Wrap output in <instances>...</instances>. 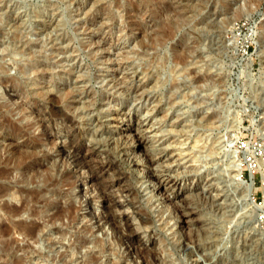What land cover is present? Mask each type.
I'll return each instance as SVG.
<instances>
[{
	"label": "rangeland",
	"instance_id": "obj_1",
	"mask_svg": "<svg viewBox=\"0 0 264 264\" xmlns=\"http://www.w3.org/2000/svg\"><path fill=\"white\" fill-rule=\"evenodd\" d=\"M231 24L232 34L226 32ZM241 44L247 55L240 53ZM0 67V78L22 84L21 90L0 89V264H264V211L243 207L226 178L238 165L255 185V205L264 203V0H0ZM43 68L45 76L39 77L35 70ZM37 84L52 88L54 98L44 89L41 95L48 99H40ZM70 92L79 110L64 105L62 97ZM35 102L42 111L32 120L39 125L28 127L11 110L34 108ZM49 110L81 119L85 138L95 137L87 139L90 146L107 138L97 124L114 112L142 121L150 151L164 156L159 172L190 185L171 193L188 229L180 233L170 219L173 212L148 198L122 160L111 156L112 165L107 164L108 153H88L95 186L84 168L64 170L57 157L59 151L71 154L64 126L47 124L50 145L40 136ZM163 145H170L169 157ZM72 146L85 153L88 144ZM248 147L260 161L253 169H247ZM38 163L41 181H33L30 171ZM67 171L73 180L83 175L72 191L64 184ZM204 190L220 194L219 201ZM47 200L58 208L46 209ZM68 203L74 206V222L68 225L63 213L50 219ZM92 235L119 243L120 255L107 250L99 255L87 243ZM78 238L84 246L70 260Z\"/></svg>",
	"mask_w": 264,
	"mask_h": 264
},
{
	"label": "bare ground",
	"instance_id": "obj_2",
	"mask_svg": "<svg viewBox=\"0 0 264 264\" xmlns=\"http://www.w3.org/2000/svg\"><path fill=\"white\" fill-rule=\"evenodd\" d=\"M131 11V10H130ZM127 14V13H126ZM45 21V20H44ZM43 23V22H42ZM47 23V22H46ZM14 25V24H13ZM232 25V24H231ZM230 25V27H227L228 29L226 30V32H230L231 34L234 32V25H232L231 26ZM48 26V25H47ZM53 26V25H52ZM14 27V26H13ZM46 28V27H45ZM51 28V27H50ZM253 34V33H252ZM255 34V33H254ZM168 36V35H167ZM166 36V37H167ZM250 38V37H249ZM247 39H248V37L247 36H245V38H244V40H245V42H247ZM232 42H233V40H232ZM244 42V41H243ZM234 44V43H233ZM237 44H238V42H237ZM232 45V44H231ZM235 46L234 47H236V43L234 44ZM241 45H243V44H241ZM30 46V45H29ZM233 47V48H234ZM28 48V47H27ZM237 48V47H236ZM236 48H234V49H236ZM238 48H239V44H238ZM4 50V49H3ZM24 51V50H23ZM30 51V50H29ZM99 51V50H98ZM33 52V51H32ZM64 53V52H63ZM96 53H97V50H96ZM187 53V52H186ZM182 54H183V51H182ZM189 54V53H188ZM190 54H191V52H190ZM29 55H31V54H29ZM180 56V55H179ZM187 56H189V55H187ZM34 57V56H33ZM176 57V56H175ZM178 57V56H177ZM180 57H182V56H180ZM184 57V56H183ZM184 59V58H183ZM182 59V60H183ZM179 60V59H178ZM249 61V60H248ZM35 62V61H34ZM34 64V63H33ZM47 64V63H46ZM16 65V64H15ZM36 65V64H35ZM17 66V65H16ZM37 66H38V64H37ZM45 66V65H44ZM41 67V66H40ZM47 65L45 66V69H47ZM248 67H249V64H248ZM39 69V68H38ZM24 70V69H23ZM70 70V69H69ZM68 70V71H69ZM3 71V69L0 67V72H2ZM44 71V68H43V70L41 71V72H39L38 70H35V72L37 73V75L39 76V77H43V76H45L42 72ZM46 71V70H45ZM144 72V71H143ZM68 73V72H67ZM119 73V72H118ZM122 73V72H121ZM206 74V73H205ZM67 75H69V74H67ZM81 74H80V76H79V78H81ZM77 77V76H76ZM3 78V77H2ZM2 78H0V89H3V92H5L4 90V88H6L7 86H9V88L11 89V88H19L18 86L19 85H21L22 86V84H18V80L17 79H13V78H11V79H2ZM7 78V77H6ZM10 78V77H9ZM36 78V77H35ZM78 78V77H77ZM125 78H126V76H125ZM131 78H132V76H131ZM207 78V77H206ZM40 79V78H39ZM133 79V78H132ZM138 79V78H137ZM112 80H113V78H112ZM35 81H38V80H35ZM137 81V80H136ZM20 82H21V80H20ZM39 82V81H38ZM109 82V81H108ZM114 82H116V81H114ZM123 82V81H122ZM120 83V82H119ZM119 83H118V85H119ZM47 84V83H46ZM116 84V83H115ZM36 85V84H35ZM34 85V86H35ZM20 86V87H21ZM37 86H38V84H37ZM53 86V85H52ZM111 87V86H110ZM113 87V86H112ZM115 87V86H114ZM141 88V87H140ZM139 88V89H140ZM20 90L22 89V88H19ZM31 89V88H30ZM38 90V95L40 96H38L40 99H41V96L43 97V98H45L46 96L45 95H47L49 98H50V100H52L53 98H54V96H55V94H54V92H53V89L51 88L50 89V87H48V86H45V87H43V85H42V87H39L38 86V88H37ZM44 89H46V91L44 90ZM141 89H143V87L141 88ZM141 89H140V91H141ZM146 89V88H145ZM23 90H25V89H23ZM40 90V91H39ZM42 90V91H41ZM43 90L45 91L44 93H46L45 95H41V94H44L43 93ZM36 91V90H35ZM35 91H33V92H35ZM36 91V92H37ZM22 92V91H21ZM29 92V91H28ZM68 92V91H67ZM80 92V91H79ZM1 93V92H0ZM24 93H26L25 91H24ZM123 93H124V91H123ZM142 93V92H141ZM2 94V93H1ZM67 94V93H66ZM75 93H68L67 95H65V97H62V96H64V95H62L61 97L63 98V100L62 101H64V105L66 106V108L67 109H69L70 107H72V108H74V110L75 109H77V110H79V105L78 104H75L74 102H75V98H76V96L74 95ZM86 94V93H85ZM20 95V94H19ZM31 95H33V94H31ZM34 95H36V94H34ZM79 96V95H78ZM130 96V95H129ZM136 96V95H135ZM142 96V95H141ZM126 98H128V97H126ZM130 98V97H129ZM45 99H48L47 97L45 98ZM37 100V99H36ZM79 100V99H78ZM39 101V100H38ZM81 101V100H80ZM80 101H78L79 102V104H82V103H80ZM84 101V100H83ZM82 101V102H83ZM86 101V100H85ZM84 101V102H85ZM93 102V101H92ZM95 103V102H94ZM34 104V103H33ZM76 105V107H74ZM78 105V106H77ZM34 108H32L31 106V108H21L19 105L18 106H15L14 108H12V110L11 111H15V113L17 112V114H21L22 116V118L21 119H23L26 123L28 122V124H27V126L29 125V123H30V125L33 127V126H37V125H39L38 124V122L35 120V121H33L32 120V117H33V115L36 113V112H40V111H42V110H40V111H37V109H39V108H41V107H39L40 105H37V103L35 102V104H34ZM82 108V109H81ZM83 108H84V106H83V104H82V106L80 107V109L81 110H83ZM85 109V108H84ZM87 109H88V107H87ZM206 109V108H205ZM27 110H29L28 112H27ZM50 111V115L49 116H51V117H49V118H47L46 117V115H44L47 119H48V121L47 122H45L44 120H43V125H40L41 126V133H40V136H44L46 139H45V143L46 144H48V145H50L51 143H52V139L51 138H49L48 136L46 137V135H45V132H47L46 130H48L49 129V127L47 126V124L49 125L52 121H58V122H60V124H62L63 126H64V133H66L65 135H67V137H68V141H69V150L71 151V154H69V152H68V154L66 153V155L64 154V152H61V151H59V153H58V159L60 160V163H61V166H63V169L65 170V168H66V166H68L69 167V165H73V166H75L77 169H85L89 174L88 175H90L89 176V181H88V183L90 184V185H92V186H95V181H97L96 180V174H94V171L90 168V166L88 165L89 163H87V159H88V157H89V155H88V153L89 152H91V151H94V153L95 152H98V153H100V152H105V153H108L110 156H108L109 157V162L107 163V164H110V165H112V162H111V159H110V157L112 156L113 158H115V159H120V160H122L124 163H125V165H126V167H127V173L129 174V176L131 177V178H133L135 181H136V183H139L140 184V186L145 190V191H147L146 192V194L148 193L149 194V196L150 197H148V198H151V197H153L154 198V200L160 205V206H162L163 208H165L166 210H170V211H172L173 213L171 214V218L170 219H172L173 218V220H175V222L174 223H176V225L178 226V229L180 230V233L182 232V234L184 233V230L186 229L185 228V219H187V218H185V216L184 215H182V217L178 214V212H177V207L175 208V205H174V198H173V196L174 195H172L171 196V193L172 192H175V191H180V192H185V191H188L189 189H190V185H188V186H185L186 184H182V183H178V181L176 182V181H171V180H168L167 178H164L165 176L164 175H162L160 172H159V170H158V168H159V166L161 165V163H159L158 164V162L161 160V159H163V157L161 156L160 158H157V154L156 155H154L155 153H153L152 154V152L150 151L151 150V147H150V143L148 144V142H150V138H149V136H148V138L149 139H147V140H149V141H146V134H144V132L146 131L145 129H143V123H142V121H140V120H137V119H135V118H131L132 116L129 114V113H126L125 111L123 112V111H117V112H114V113H112L111 115H110V117L107 119L105 116V118L107 119V120H105V121H103L102 119V121L103 122H100V124H97V126L99 125H101V127L102 128H104V130H105V132L104 133H106V135L105 136H107V138H105V136H104V141H99V140H102V135H101V139H97V141H99V143L97 142V144H93V145H91L90 146V144H89V142L90 141H92V139L93 138H95L94 136H93V138L91 139V137H90V139L89 138H87V139H89L90 141H88L85 137H86V135L85 134H83V129L84 128H82L81 126H83V125H81V122H78V121H80L79 119H78V121H77V116H74V115H69V114H66V113H64V112H54L53 110H52V112H51V110H49ZM48 111V112H49ZM71 111V110H70ZM78 112V111H77ZM76 112V113H77ZM81 112V111H80ZM83 112V111H82ZM112 112V111H111ZM205 112V111H204ZM203 112V113H204ZM45 113V112H44ZM48 114V113H47ZM74 114V113H73ZM83 114V113H82ZM108 114V113H107ZM148 114V113H147ZM211 114V113H210ZM76 115V114H75ZM78 115V114H77ZM85 115V114H84ZM87 115V114H86ZM149 115V114H148ZM161 115V114H160ZM205 115V114H204ZM37 116V115H36ZM35 116V117H36ZM131 116V117H130ZM142 116V115H141ZM145 116H146V114H145ZM209 116H211V115H209ZM34 117V118H35ZM101 117V116H100ZM46 118H44V119H46ZM52 118V120H50ZM79 118H81L80 116H79ZM82 118H84V117H82ZM102 118V117H101ZM201 118H203V116L201 117ZM85 119V118H84ZM95 119H97V118H95ZM104 119V118H103ZM213 119V118H212ZM147 120V119H146ZM204 120H205V118H204ZM206 120H208V119H206ZM205 120V122H207ZM86 121V120H85ZM97 121V120H96ZM95 121V122H96ZM203 121V120H202ZM201 121V122H202ZM88 122V121H87ZM90 122H92V121H90ZM145 122V121H144ZM200 122V123H201ZM40 123V122H39ZM46 123V124H45ZM97 123V122H96ZM152 123V122H151ZM153 123H155V122H153ZM150 124V123H149ZM202 124V123H201ZM205 124V123H204ZM29 125V126H30ZM51 125V124H50ZM49 125V126H50ZM93 125H94V123H93ZM212 125V124H211ZM28 126V127H29ZM30 126V127H31ZM85 126V125H84ZM88 126V125H87ZM209 126V125H208ZM48 127V128H47ZM100 127V128H101ZM149 127V126H148ZM156 127V126H155ZM207 127V126H206ZM211 127V126H210ZM91 128V127H90ZM212 128V127H211ZM151 129V128H150ZM85 130V129H84ZM96 130V129H95ZM145 130V131H144ZM153 130V129H152ZM212 130V129H211ZM49 131H50V129H49ZM93 131V130H92ZM91 131V132H92ZM148 131H149V129H148ZM170 131V130H169ZM171 131H172V129H171ZM88 132V131H87ZM154 132V131H153ZM152 132V133H153ZM93 133H94V131H93ZM96 133V132H95ZM101 132H99V134H100ZM178 133V132H177ZM98 134V133H97ZM48 135H49V133H48ZM150 135V134H149ZM154 135V134H153ZM179 135H181V134H179ZM88 136V135H87ZM100 136V135H99ZM146 136V137H145ZM178 136V135H177ZM154 137V136H153ZM38 138V137H37ZM53 138V137H52ZM156 139V138H155ZM184 140V139H183ZM93 141H95L94 139H93ZM159 141V140H158ZM39 142V141H38ZM161 142V141H160ZM159 142V143H160ZM164 142V141H163ZM185 142V141H184ZM74 143H76V145L77 144H79V145H81V146H83L84 148H85V146H86V143L88 144V146H86V152L85 153H81V152H79L77 149H75V148H73V144ZM91 143V142H90ZM158 143V144H159ZM167 143V142H166ZM169 143H171V142H169ZM179 143V142H178ZM196 143V142H195ZM180 144H182V143H180ZM166 145V144H165ZM167 145H168V143H167ZM171 145V144H170ZM169 145V146H170ZM173 145V144H172ZM179 145V144H178ZM151 146H153L152 145V143H151ZM169 146L167 147V148H169ZM184 146V145H183ZM75 147V146H74ZM164 145H163V152L164 153H166L167 151H168V154H170L169 153V151L170 150H168L166 147H165V149H164ZM193 147H195V145L193 146ZM40 148V147H39ZM153 148V147H152ZM159 148V147H158ZM162 148V147H161ZM160 148V149H161ZM172 148V147H171ZM176 148V147H175ZM170 149V148H169ZM203 149V148H202ZM201 149V150H202ZM34 150H36V148L34 149ZM157 150H159V149H157ZM187 150V149H186ZM195 150H197V149H195ZM247 153H248V155H246V156H250L252 159H253V162H258L259 160H256V156H255V152L253 151V150H250V148L248 147L247 148ZM179 151V150H178ZM33 152H35V151H33ZM37 152V151H36ZM173 152V151H172ZM202 152V151H201ZM156 153H158V152H156ZM160 153H162V151L160 152ZM167 154V153H166ZM167 154V155H168ZM177 154H179V153H177ZM177 154H175V155H177ZM206 154V153H205ZM172 155V154H171ZM207 155V154H206ZM208 155H209V153H208ZM207 155V156H208ZM210 155H212V154H210ZM44 156V155H43ZM160 156V155H159ZM170 155H168V157H169ZM213 156V155H212ZM230 156V155H229ZM166 157V156H165ZM205 157V156H204ZM225 157V156H224ZM45 158V157H44ZM49 158V157H48ZM48 158L46 159L47 161H49L48 160ZM173 158H175V157H173ZM183 158V157H182ZM210 158H211V156H210ZM166 159H167V157H166ZM177 159V158H176ZM187 159V158H186ZM186 159H184V160H186ZM193 159V158H192ZM196 159V158H195ZM169 160V159H168ZM190 160V159H189ZM245 160L247 161L248 159H246L245 158ZM39 161V160H38ZM56 161V160H55ZM163 161V160H162ZM190 161H193V160H190ZM195 161V160H194ZM193 161V162H194ZM161 162V161H160ZM172 162V161H171ZM210 162V161H209ZM260 162V161H259ZM46 163V162H45ZM48 163V162H47ZM195 163V162H194ZM194 163H192V164H194ZM223 163V162H222ZM247 163V162H246ZM163 164H165V163H163L162 162V165ZM168 164V163H167ZM166 164V165H167ZM170 164V163H169ZM172 164V163H171ZM178 164H180V163H178ZM191 164V163H190ZM189 164V165H190ZM42 165H44V163L42 164ZM186 165H188V164H186ZM221 165V164H220ZM233 165V164H232ZM236 165V164H235ZM234 165V166H235ZM33 166V165H32ZM47 166V165H46ZM205 166V165H204ZM19 167V166H18ZM142 167H143V169H142ZM164 167V166H163ZM174 167H176V166H174ZM200 167V166H199ZM237 167L238 168H235L234 170L232 169V171L228 174V176L226 177L227 178V183H228V185L227 186H229L230 187V189H233L232 191H233V196L236 194L237 196H238V194L240 195V198H239V196H238V198L237 199H239V200H241V202H244V203H242V204H245V206L243 205V207H246V208H249V210L250 209H255V210H257V211H264V203L263 204H261L260 206L259 205H255L256 203H255V201H254V199H253V193H254V188H255V185H254V183H253V181H251V183L250 182H248V181H246L245 179H244V177H243V175H242V171L239 169V166L237 165ZM32 168V167H31ZM40 168H41V165L38 163V164H36L34 167H33V173L34 174H32V172L30 171V174H31V176H32V179H33V181H34V179H36L38 176H37V174L39 173V172H41L40 171ZM44 168V167H43ZM61 168V167H60ZM167 168V167H166ZM171 168V167H170ZM192 168V167H191ZM196 168V167H195ZM198 168V167H197ZM219 168V167H218ZM226 168V167H225ZM161 169H162V167H161ZM161 169H160V171H161ZM182 169V168H181ZM221 169V168H220ZM26 170V169H25ZM38 170H39V172H38ZM51 170H52V168H51ZM165 170V169H164ZM184 170V169H183ZM190 170V169H189ZM202 170V169H201ZM225 170V169H224ZM46 171V170H45ZM187 171V170H186ZM185 171V172H186ZM24 172V171H23ZM29 172V171H28ZM54 172L55 173H60L61 174V172H60V170H59V167L58 166H54ZM177 172V171H176ZM190 172V171H189ZM199 172V171H198ZM216 172V171H215ZM219 172V171H218ZM222 172V171H221ZM221 172H220V174H221ZM226 172V171H225ZM228 172V171H227ZM52 173H53V171H52ZM55 173H53V174H55ZM188 173V172H187ZM4 174V173H3ZM49 174H51V173H49ZM48 174V175H49ZM164 174V173H163ZM177 174V173H176ZM191 174V173H190ZM189 174V175H190ZM195 174H196V172H195ZM21 175V174H20ZM23 175V174H22ZM40 175V174H39ZM57 175V174H56ZM55 175V176H56ZM204 175V174H203ZM213 175V174H212ZM31 176H30V179H31ZM64 176L67 178H65L64 177V184L66 183V186L68 187V189H69V191H72L73 189H74V187H75V184H76V182H77V179L79 178V179H81V177L83 176H77V178L75 179V180H73V178H72V176H71V172H69L68 173V171L67 172H64ZM75 176H76V174H75ZM174 176V175H173ZM211 176V175H210ZM23 177V176H22ZM52 176L50 175V177L49 178H51ZM54 177V176H53ZM167 177V176H166ZM215 177V176H214ZM25 178V177H24ZM169 178V177H168ZM207 178V177H206ZM209 178V177H208ZM212 178V177H211ZM210 178V179H211ZM218 178V177H217ZM39 178H37V180H38ZM55 179V178H54ZM195 179V178H194ZM203 179V178H202ZM205 179V178H204ZM212 180V179H211ZM39 181H41L40 179H39ZM38 181V182H39ZM51 181H52V179H47L45 182L47 183V184H49V182L51 183ZM86 181V179L84 180V182ZM186 181V180H185ZM193 181V180H192ZM206 181V180H205ZM220 181V180H219ZM223 181V180H222ZM44 181H42V183H43ZM44 182V184H42V186L44 185V187H45V185H47L46 183ZM184 182V181H183ZM215 182V181H214ZM211 183V182H210ZM221 183V182H220ZM190 184V183H189ZM214 184V183H213ZM218 184V183H217ZM51 185V186H50ZM48 187H52V183L50 184ZM205 185V184H204ZM221 185V184H220ZM224 185H226V184H224ZM107 186V185H106ZM43 187V188H44ZM47 187V188H48ZM196 187H197V185H196ZM195 187V188H196ZM201 187V186H200ZM210 187V186H209ZM217 187V186H216ZM94 188V187H93ZM114 188V187H113ZM102 189H104V188H102ZM106 189V188H105ZM192 189V188H191ZM225 189V188H224ZM229 189V190H230ZM4 190V189H3ZM36 191L35 192H39L40 193V189L38 190V188L36 187V189H35ZM183 190H185V191H183ZM218 189H216V191H217ZM228 190V191H229ZM93 191V190H92ZM191 191V190H190ZM205 191V190H204ZM207 191V190H206ZM205 191V193H207L208 194V196L207 197H209V198H211L214 202L215 201H219V195L220 194H213V195H210V193L209 192H206ZM237 191H241V192H237ZM34 192V193H35ZM68 192V191H67ZM96 192V191H95ZM128 192H133L132 190L131 191H128ZM127 192V193H128ZM194 192V191H193ZM214 192V191H213ZM7 193V192H6ZM70 193V192H69ZM73 193V192H72ZM188 193V192H187ZM186 193V194H187ZM191 193H192V191H191ZM220 193V192H219ZM129 194V193H128ZM40 195V194H39ZM72 195V194H71ZM98 195V194H97ZM101 195H103V193H101ZM131 195V194H130ZM78 196V195H77ZM188 196V195H187ZM39 197V196H38ZM104 197V199H106L107 197H105V196H103ZM185 197V196H184ZM225 197V196H224ZM77 198V197H76ZM147 198V197H146ZM178 198V197H177ZM226 198V197H225ZM228 198H229V196H228ZM152 199V198H151ZM40 200V199H39ZM46 200V199H45ZM149 200V199H148ZM231 200V199H230ZM243 200V201H242ZM108 201H110V200H108ZM112 201V200H111ZM41 202V201H40ZM44 202V201H43ZM155 202V203H156ZM230 202V201H229ZM237 202V201H236ZM240 202V201H239ZM239 202H237V203H239ZM23 203V202H22ZM111 203H114V202H110V204ZM228 203V202H227ZM43 204H45V208L46 209H52V208H58V207H56V206H58V205H56V203H52V201H51V203H49L48 202V200L47 201H45ZM107 204V203H106ZM129 204V203H128ZM222 204V203H221ZM240 204V203H239ZM238 204V205H239ZM254 204V205H253ZM105 205V204H104ZM212 205V204H211ZM218 205H220L219 203H218ZM238 205H236V206H238ZM62 206V205H61ZM106 206H108V204L106 205ZM105 206V207H106ZM233 205H231V207H232ZM242 206V205H241ZM223 207V206H222ZM221 207V208H222ZM242 207V208H243ZM3 209H5V210H9L10 211V213L12 212L13 214H17L18 212H19V210L18 209H9L8 207H6L5 205L2 207ZM107 208V207H106ZM219 208V207H218ZM233 208H235L234 206H233ZM53 210V209H52ZM73 210H74V206L71 204V203H68L66 206H64V207H60L57 211H56V209H55V211H56V214L54 215V216H52V217H50V219L51 220H54V219H58V217L60 216V214H65V217H66V219H67V222L69 223L68 225H70L72 222H74L73 220H74V216H73ZM181 210V209H180ZM246 210V209H245ZM134 211V210H133ZM179 211V210H178ZM243 211V210H242ZM109 212V211H108ZM241 212V211H240ZM9 213V214H10ZM62 214V215H63ZM183 214V213H182ZM247 215H248V213H246ZM12 216V215H11ZM64 216V215H63ZM91 216V215H90ZM61 217V216H60ZM59 217V218H60ZM93 218V217H92ZM99 219V218H98ZM235 221V220H234ZM100 223V222H99ZM256 223H258V221H256ZM188 224V223H187ZM99 225V224H98ZM126 225V224H125ZM175 225V226H176ZM100 227V226H99ZM98 227V228H99ZM236 228V227H235ZM256 228L259 230V231H261L262 229L260 228V226H259V223L256 225ZM5 229V228H4ZM188 229V228H187ZM186 229V230H187ZM185 230V231H186ZM4 230L2 229V227H0V233H2ZM30 231V230H29ZM258 233V232H257ZM259 234V233H258ZM227 235V234H226ZM113 236V235H112ZM116 236V235H115ZM182 236V235H181ZM80 238H82V237H80ZM80 238H78L77 239V242H76V247L74 248V249H71L70 248V253L68 254L69 256V259L71 258V259H73L74 258V256L76 255V252H75V250L76 251H78V249H80V247H81V245L82 246H84V241H82V240H80ZM107 239H108V237L107 238H104V239H99V238H97V237H95V236H93L92 235V238H90L89 239V241L87 242V243H90V244H92V246H93V248H96V250H97V253L99 254V255H103V254H105L106 252H105V250H107L108 252H111L110 254L111 255H113V256H119L120 255V251H119V247H118V244H117V242H115V241H107ZM88 240V239H87ZM109 240V239H108ZM115 240V239H114ZM121 240V239H120ZM189 240V239H188ZM80 246V247H79ZM119 248V249H118ZM138 248V247H137ZM127 249V248H126ZM198 249V248H197ZM250 250V249H249ZM204 251V250H203ZM252 251V250H251ZM197 252V251H196ZM252 254V253H251ZM83 255H84V253H83ZM83 257V256H82ZM84 258H86V262L88 263L89 261H90V259L87 257V255H84ZM70 259V260H71ZM135 262V261H134ZM197 262V261H196ZM101 264V263H100ZM114 264H116V263H114ZM118 264V263H117ZM201 264V263H200ZM203 264V263H202ZM210 264V263H209Z\"/></svg>",
	"mask_w": 264,
	"mask_h": 264
},
{
	"label": "built area",
	"instance_id": "obj_3",
	"mask_svg": "<svg viewBox=\"0 0 264 264\" xmlns=\"http://www.w3.org/2000/svg\"><path fill=\"white\" fill-rule=\"evenodd\" d=\"M238 26L237 24H235V27ZM235 29V28H234ZM242 46V45H241ZM240 46V53L241 54H244V55H247V50H248V47H245L244 45L242 46L241 48ZM244 48V49H243ZM255 162H253V159H250L248 162H247V169H253L255 168V165H254Z\"/></svg>",
	"mask_w": 264,
	"mask_h": 264
}]
</instances>
